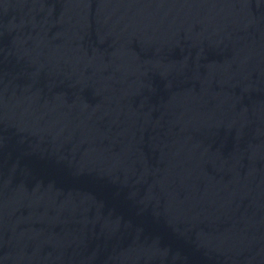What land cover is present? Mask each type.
<instances>
[{
  "label": "water",
  "instance_id": "1",
  "mask_svg": "<svg viewBox=\"0 0 264 264\" xmlns=\"http://www.w3.org/2000/svg\"><path fill=\"white\" fill-rule=\"evenodd\" d=\"M0 264H264V0H0Z\"/></svg>",
  "mask_w": 264,
  "mask_h": 264
}]
</instances>
